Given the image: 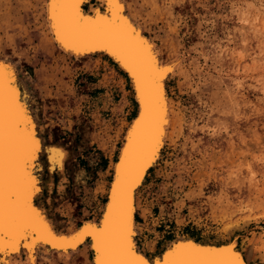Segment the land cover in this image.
Here are the masks:
<instances>
[{"label":"rangeland","instance_id":"374dc122","mask_svg":"<svg viewBox=\"0 0 264 264\" xmlns=\"http://www.w3.org/2000/svg\"><path fill=\"white\" fill-rule=\"evenodd\" d=\"M123 1L162 59H180L166 80L172 126L136 193L140 249L153 256L190 235L235 239L253 264H264V0ZM45 3L0 0V58L16 66L44 145L67 152L62 190L60 173L49 192L47 170L37 174L38 202L69 232L99 218L136 104L116 63L56 49ZM91 259L87 242L68 257L39 252L36 264Z\"/></svg>","mask_w":264,"mask_h":264},{"label":"snow or ice","instance_id":"6c2138e0","mask_svg":"<svg viewBox=\"0 0 264 264\" xmlns=\"http://www.w3.org/2000/svg\"><path fill=\"white\" fill-rule=\"evenodd\" d=\"M88 2L51 0L56 37L77 53H108L119 62L134 81L139 116L119 156L102 222H84L72 236H57L37 207L44 187L36 171H44L42 153L50 173L62 170L65 153L61 147H43L15 69L0 62V264L24 248L35 259L40 242L67 251L88 239L94 264H248L234 239L216 246L177 242L156 258L140 253L134 228L135 192L164 147L167 103L162 81L171 66L158 65L152 46L124 15L123 5L110 0L107 15H85L82 6Z\"/></svg>","mask_w":264,"mask_h":264},{"label":"bare ground","instance_id":"6f19581e","mask_svg":"<svg viewBox=\"0 0 264 264\" xmlns=\"http://www.w3.org/2000/svg\"><path fill=\"white\" fill-rule=\"evenodd\" d=\"M116 3H119L121 5L124 6V15L127 17V19L132 23V25L141 33V35H143L145 37V39L148 41V43L152 46V51L154 53V55L156 56L157 58V63L158 65L161 67V68H165V67H168V66H171V71L169 73H167L162 81V83L164 84L165 86V98H166V103H167V111L165 113V120L166 122L164 123L163 125V145L165 143V140L167 138V135H168V131H169V128L170 126H172V105H171V100H170V97H169V94H168V90L166 88V80L168 78V75H173L176 71V69L179 67L180 65V59L179 58H174L171 60H163L161 55H160V52H159V49L157 48L155 42L150 39L143 31V29L141 28V26L139 24H137L133 18L128 14V12L126 11V7H125V4H124V1L123 0H115ZM50 3H51V0H46V3H45V11H46V21H47V25H48V29H49V32H50V35H51V38H52V41L53 43L55 44L56 46V49L63 53L64 56L66 57H69V58H73V59H81V58H86V57H89V56H103L107 59H110L111 61H113L114 63H116V65L125 73L126 75V70L122 68L121 65H119V62L115 61L114 58H112L110 56V54L108 53H100V54H97V53H94V52H80V53H77L74 49H71L69 47H66L64 43L60 42L57 37H56V32H55V28L53 27V21H52V16H51V13H50ZM109 3H110V0H89L88 3H86L85 5L82 6V10L84 12L85 15H91V14H99V15H107L108 12H109ZM162 53V52H161ZM0 62H3V63H6V64H10L16 71V75H17V78H18V71H17V68L16 66L9 60L5 59L3 60L2 58H0ZM178 71V70H177ZM126 77L129 79L130 81V84L132 86V89H133V86H134V81L131 77H129L128 75H126ZM18 81H19V86H20V89L22 92L26 93L24 99L27 101L28 103V106H29V110L33 116V119L36 121V115L34 114L33 112V109H32V106H31V100L29 98V95L27 94V90L26 88L24 87V85L20 82V79L18 78ZM30 94V93H29ZM133 94H134V98H135V104H136V114L135 116L133 117V119L131 120V122L129 123V125L127 126L125 132H124V136H123V142H122V145L120 147V150H119V154L117 155V160L115 161V164H114V167H113V176H112V179L109 183V186L107 188V198H110V193H111V184L112 182L115 180L116 178V167L119 163V156L120 154L123 152L124 150V147L126 146L127 144V138H128V133H129V130L133 127L137 117L139 116V113H140V109H141V105H140V102H139V97L135 94V92L133 91ZM171 95V94H170ZM40 137H43V136H40ZM42 139V138H41ZM45 139V138H44ZM43 139V140H44ZM47 140V139H46ZM46 144L44 145L43 144V147L44 148H47L48 146H55V147H61L65 153V156H64V161H65V157H66V153L65 152V149L60 145V144H55V143H50V144H47V142H45ZM49 143V142H48ZM161 154V153H160ZM160 154L157 158V161L160 157ZM43 156V153L41 154V157ZM40 162L44 165V169L47 170L48 168V165H47V161L45 160V158L43 157L42 159L40 158ZM156 164V163H155ZM36 172H39V170H37ZM48 172L49 176L48 178L45 180V187L46 189L48 190V192L52 189V187H54V178H53V174L54 173H50L48 170L46 171ZM56 172L60 173L62 175V172H63V169L62 170H57ZM44 174V173H43ZM65 174V173H64ZM38 175V174H37ZM39 176V175H38ZM147 176V174H146ZM40 177V176H39ZM66 177V176H65ZM41 178V177H40ZM63 175L61 176L58 184H57V187L59 190H62L63 188ZM146 178V177H145ZM43 180V179H42ZM81 180V179H80ZM145 180V179H144ZM144 182V181H143ZM143 182H142V185H143ZM141 186H138L136 192H135V203L136 202V193L138 191V189L140 188ZM107 203H108V200L106 199L105 203L103 204V207H102V211H101V214L99 216L100 220L103 219V214L107 208ZM37 207L40 208V211L43 213V216H44V220L48 223L49 227L52 229V231L57 235V236H72L75 232H77L80 228V226H78V228H74L73 230L69 231V232H63V231H60L58 230V228L56 229V226L54 225V223L52 222V220L50 219V217L48 216L46 210H45V207L39 203L37 201ZM137 208V207H136ZM84 222H90V223H93V224H97V219H85L83 221ZM134 228L137 232V221L136 219L134 220ZM138 233V232H137ZM190 237V236H189ZM181 238H187V237H181ZM191 238V237H190ZM235 240V239H234ZM136 241H137V237H136ZM199 241V240H198ZM173 242H175L174 240L170 241V243L164 247L159 253L157 254H154L153 256H157V255H160V253H162L164 250H167L169 247H171L173 244ZM227 242V241H226ZM87 243V242H86ZM222 243V242H220ZM84 243L74 247V248H70L68 249L67 251H64V250H61L59 248H52L50 245H47L43 242H40L36 245L35 247V259H33L32 255L29 253V250L24 248L22 249L21 251H18V252H14V253H10L7 257H6V264H36V258H37V255L39 252H41L43 255H46V256H49V255H52V254H56L58 256H62V257H68L71 252L73 251H76L80 246H82ZM88 244H89V248H90V252H91V264H94V250L92 249V242L91 241H88ZM215 244H218V243H215ZM139 251L140 253H143L142 250L140 249L139 247ZM242 252V251H241ZM243 253V252H242ZM244 254V253H243ZM259 254V252L257 253ZM249 255V254H248ZM247 255V252L246 254H244L245 256V259L246 261L248 262V264H253L251 262V260L249 259ZM260 255V254H259ZM153 256H148V257H153ZM261 256V255H260ZM44 257V256H43ZM263 258V256H261ZM260 257V258H261ZM253 259V258H252ZM264 259V258H263Z\"/></svg>","mask_w":264,"mask_h":264},{"label":"water","instance_id":"95a60500","mask_svg":"<svg viewBox=\"0 0 264 264\" xmlns=\"http://www.w3.org/2000/svg\"><path fill=\"white\" fill-rule=\"evenodd\" d=\"M3 60H5V59H3ZM36 174H37V172H36ZM102 222V220H100V218H98L97 219V224H100ZM83 223V222H82ZM81 223V224H82ZM80 224V225H81ZM79 225V226H80ZM77 228H78V226H77ZM88 241H91V239H88V240H86L85 241V243L86 242H88ZM175 242H173V244L174 243H177V242H186V241H191V242H193V243H196V244H203V245H210V246H216V245H218V244H220V243H218V244H215V243H212V242H207V241H196L194 238H190V237H187V238H178V239H175L174 240ZM164 251H166V250H164ZM142 255H145V254H143V253H141ZM162 254H163V252L162 253H160V255H157V256H162ZM157 256H153V257H149V258H156Z\"/></svg>","mask_w":264,"mask_h":264},{"label":"trees","instance_id":"16d2710c","mask_svg":"<svg viewBox=\"0 0 264 264\" xmlns=\"http://www.w3.org/2000/svg\"><path fill=\"white\" fill-rule=\"evenodd\" d=\"M191 238H194L196 241H202L201 239H199L198 237H193L192 235H190ZM169 239H173V237H169ZM145 255L149 256L148 254L144 253Z\"/></svg>","mask_w":264,"mask_h":264},{"label":"crops","instance_id":"0c3cea01","mask_svg":"<svg viewBox=\"0 0 264 264\" xmlns=\"http://www.w3.org/2000/svg\"><path fill=\"white\" fill-rule=\"evenodd\" d=\"M137 216H138V217H141V213H138ZM142 217H143V216H142Z\"/></svg>","mask_w":264,"mask_h":264}]
</instances>
